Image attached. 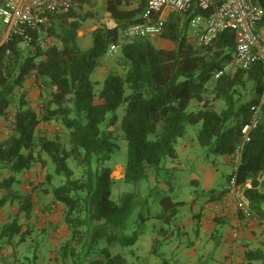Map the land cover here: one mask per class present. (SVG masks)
Listing matches in <instances>:
<instances>
[{"label":"trees","instance_id":"16d2710c","mask_svg":"<svg viewBox=\"0 0 264 264\" xmlns=\"http://www.w3.org/2000/svg\"><path fill=\"white\" fill-rule=\"evenodd\" d=\"M73 1L70 12L55 18L49 34L52 44L47 48L28 49L26 53L17 38L0 47V117H5L16 104V91L26 89L32 75L44 83L47 93L39 114L25 96L20 98L15 123L8 138L0 142V176L5 171L11 173L0 181V209L15 201L12 187L18 182V173L41 164L47 180H51L44 153L54 164L55 173L65 181L52 191L54 201L65 207V223L71 233L61 253L64 262L130 264L116 245L134 246L146 228V220L137 211L138 194L124 193L118 201L113 198L116 180L107 163L121 152L118 141L124 143L126 150L124 183L137 184L147 180L150 171L159 174L165 160L177 159L178 140L186 135L189 126L200 125L197 139L208 154L233 157L241 150L237 183L248 185L244 194L250 209L264 223V110L250 142L243 145L242 137L251 108L259 101L261 64H254L249 70L234 66L228 70L235 55L232 32L221 34L206 49L190 43V21L200 14L194 9L167 15L164 32L156 40L163 48L147 38L121 46L117 59L124 72H110L97 89L100 83L92 81V75L102 65L108 48L119 43L121 32L143 21L149 0H103L104 11L116 26L94 30L93 46L87 51L81 50L78 33L84 23L96 18L93 10L98 0ZM255 2L264 14V0ZM260 30L264 39V17ZM247 84H251L253 95L243 101L241 89ZM193 100L200 108L188 112ZM218 101L224 104L220 111L214 105ZM42 123L59 124L67 132L69 147L61 141L38 138ZM70 160L82 170L79 179H74ZM226 192L205 194L210 202L220 200ZM19 201V213L29 219L34 207L32 196H20ZM159 204L161 210L155 219L164 227H176L183 203L165 194ZM132 224L136 228L127 234ZM163 230L167 238L168 231ZM25 235L18 218L3 226L0 255L5 243H12L17 237L24 242ZM72 243L80 250L74 249ZM159 246L160 242H154L156 254ZM95 256L103 260L87 261ZM68 257L73 259L69 262ZM246 257L248 261L261 260L258 252ZM162 264L169 263L163 259Z\"/></svg>","mask_w":264,"mask_h":264},{"label":"rangeland","instance_id":"374dc122","mask_svg":"<svg viewBox=\"0 0 264 264\" xmlns=\"http://www.w3.org/2000/svg\"><path fill=\"white\" fill-rule=\"evenodd\" d=\"M104 1L98 0L97 7L93 10L94 14H96V18L94 20H89L83 25V29L81 30V39H78V44L82 51H87L93 46L92 33L98 27L108 26L109 18L105 17L104 11ZM89 7H86V10H89ZM192 30H193V21H190L189 31H188V39L189 42L193 43L192 39ZM158 40V39H156ZM156 40L154 41L156 43ZM164 46V45H163ZM168 46V45H166ZM165 46V47H166ZM21 49L26 53L28 49L21 45ZM105 59V58H104ZM103 59V60H104ZM110 64L119 65L118 59L111 57ZM102 60V61H103ZM109 62L110 60L107 59ZM101 65L96 69L94 74L92 75V81H96V79L100 80V71L102 70ZM233 66H230L228 70L232 69ZM117 71H120L117 70ZM97 85V89L101 88V82ZM34 87L26 88L24 90L16 91V104L20 101L22 96L30 102L32 108L39 114L40 104L44 100L46 96V90H39L37 85L34 84ZM251 84H247L246 88L241 89V99L243 101H248L251 99L253 95V91L251 90ZM14 105L7 111V115L5 117H0V129L5 132L7 136L10 134V129H7L6 123L8 121V117L15 112L18 105ZM215 108L220 111L223 109L224 104L222 101H218L214 103ZM200 108L197 101L193 100L189 106L188 112L197 111ZM121 114V110L118 111ZM7 129V130H6ZM200 129V125L198 126H189L186 132V135L183 138L178 140V144L176 145V149L178 152V156H180V161L173 162L172 159H167L163 162V164H167L168 171L161 173L162 179H164L165 183L168 185L171 184L173 187L172 191L169 189H165L163 185L158 188L154 192L152 188V178L155 176L154 171H150L148 175V179L145 181H141L137 184H126L124 183V171H125V154L126 150L123 149V142L118 141L121 144L122 149L120 153H116L112 160L107 163L110 166L114 173V177L116 180V184L114 186V200L118 201L124 193H136L139 196V204L138 213L142 214V218L146 220L143 233L145 240L148 241L146 247L143 250V256L140 259L132 260L129 253L132 251L131 248H122L120 245H116L117 251H124L127 255V259L130 264H161L162 260L166 258L169 262L172 261L170 257L165 255L168 251L167 246L165 244H161L159 248H157L158 254L153 252L152 242L155 234H161L159 232L162 227L161 223H157V219L155 216L161 210V206L159 204V200L161 196L165 194H170L175 201L184 202L179 207L178 219L181 223H190V217L188 216L190 212V208L193 207V200L196 198V193L194 191V187L191 185L192 173H199V168L195 169V163L197 162L200 167L207 168L208 164H211L210 160L215 159L216 156H212L207 153L205 149H203L198 142L197 133ZM46 137L48 139H53L57 141H61L66 147H69V137L67 132L56 123H42L40 125L37 137ZM121 137V135L119 134ZM185 141L191 142V146L188 149L182 150V146L185 144ZM43 159L47 161L49 174H51V180L48 181L46 178V174L43 172L41 164H36L31 170L24 171L17 174L18 182H16L12 187V192L16 198L13 203L7 204L4 208L0 209V232L3 226L8 225L13 222L15 218L19 219V223L23 226V230L25 232L26 240L24 242L20 241V238H15L12 243H5L2 249V253L0 255V264H66L64 262L61 253L63 252V248L68 243L71 238V233L68 226L65 223V207L62 204L56 203L54 201V197L52 195V191L61 186L65 181L64 178L57 175L55 173V166L49 157L46 154H42ZM190 157L196 158V162L193 161ZM178 163V164H177ZM176 165V168H174ZM70 168L74 171V179H79L82 174V170L77 164L73 161H69ZM197 167V166H196ZM217 170L215 171L217 182L214 186L218 191L221 190V185L226 181L227 176V168L225 165H218ZM11 175L10 172H4L2 176H0V181L5 178H8ZM264 183V175L261 178ZM150 181V182H149ZM151 183V186H150ZM170 183V184H169ZM164 188V189H163ZM170 188V187H168ZM200 192V191H199ZM30 195L33 198L34 207L31 214V217L27 219L25 214L19 213V209L21 207V203L19 201L20 196ZM3 196V193H0V197ZM62 206V213L58 216V206ZM57 214V215H56ZM62 218L64 221L63 231L59 223H61L59 218ZM57 220H59V223ZM136 220V215L134 217L133 223ZM65 228V229H64ZM136 225L132 224L128 227L127 234H131ZM155 228L158 230L155 232ZM65 230V232H64ZM66 231L69 235L67 239ZM147 231V232H146ZM157 235V237H158ZM164 237H161L160 240L163 241ZM164 242V241H163ZM70 246V245H69ZM74 249L76 248L78 251L80 250V246L78 247L74 243L71 244ZM70 246V247H71ZM90 250L91 247H86ZM123 253V254H124ZM167 256V257H166ZM69 259V260H68ZM67 261L70 262L72 258L68 257ZM103 260L101 257L95 256L87 259L88 262L90 260ZM262 261L255 262V264H262Z\"/></svg>","mask_w":264,"mask_h":264},{"label":"built area","instance_id":"2783aa9c","mask_svg":"<svg viewBox=\"0 0 264 264\" xmlns=\"http://www.w3.org/2000/svg\"><path fill=\"white\" fill-rule=\"evenodd\" d=\"M74 7L73 0H0V20L6 35L0 47L17 38L21 45L32 50L45 49L52 44L49 37L55 18ZM196 9L200 14L193 21L192 39L197 48L212 46L225 32L235 38V55L232 66L249 70L254 64L262 67V89L259 101L251 108L250 121L242 129L243 145L250 142L251 132L259 126L264 110V39L260 25L264 14L255 0H149L143 21L131 25L120 34L119 43L108 48L107 56L117 58L121 46L134 40L147 38L155 41L164 32L166 16L171 13H188ZM41 91L44 83L32 75L29 78ZM15 123L13 112L6 123L11 129ZM6 129V130H7ZM241 163V150L233 156V173L227 193L246 220H258L245 197L247 186L238 185L237 170ZM261 222V221H260ZM238 240V233H234Z\"/></svg>","mask_w":264,"mask_h":264},{"label":"crops","instance_id":"0c3cea01","mask_svg":"<svg viewBox=\"0 0 264 264\" xmlns=\"http://www.w3.org/2000/svg\"><path fill=\"white\" fill-rule=\"evenodd\" d=\"M104 15L106 18L110 19L108 27H115L116 24L110 15L106 12ZM80 32L81 30L78 33V39H81L82 37ZM5 35L6 28L0 20V44ZM156 46L163 48V44L161 42L156 43ZM110 58L111 57L106 55L105 59L102 61V70L99 72L100 80L95 78L96 82L102 83L110 72L117 71L119 69L120 71L118 72H120V74L124 72L123 67L114 63L110 64ZM107 59L110 61L107 62ZM32 87H34L33 82L28 79L26 82V88L31 89ZM7 138L8 136L5 132L0 129V142L5 141ZM190 146L191 142L185 141V144L182 146V150L184 151ZM190 158L196 162V158ZM210 160L212 163L208 164L207 168L200 167V165L196 162L195 169L199 168V173L191 174V185L195 188V193L197 191L200 192L199 195L196 194V198L193 200V207L190 208L191 214L189 213L188 215L191 218L190 223L179 222L177 215V226H162L159 230L161 234H157L158 237L155 234L153 237L154 239L151 240L152 247L154 246V242L165 244L168 249L165 255L172 259V261L169 262L165 258L169 264H255V262L258 261H262V264H264V223L258 220H246L240 214L235 206L233 198L228 195L227 192L220 200L210 202L208 196L205 194L210 191H215V194L227 191L228 183L233 173V157L218 156L215 157V159L211 158ZM177 161H180V156L173 160V162ZM220 164L226 166L228 173L226 181L223 185H221V190L218 191L214 188L217 182L215 171L217 170V166ZM174 168H176V165ZM166 171H168L167 164H164L159 174L155 172L156 174L152 178L151 182L152 186L150 183V188H152L154 192L162 185L166 190H173L171 184L169 183L170 185H168L165 183L164 179H162L161 173ZM175 202L182 203L178 201ZM58 209L59 211L57 213V217H59L60 213H62V206L59 205ZM59 219L61 223H59V220H57L58 222L56 223H59L63 231V225L65 223L62 221L61 217ZM156 222L159 223V221ZM163 228H165V231H168L166 236L167 238L164 237L165 232ZM145 229L148 230L147 227ZM157 231L158 230L155 228L156 233ZM67 232L68 231H66V236L69 235ZM144 232L145 230L143 233ZM235 232L238 233V240L234 238ZM161 237H164V242L160 240ZM68 238L69 236H67V239ZM147 243L148 241L145 240L144 235L142 234L137 243L130 247L132 251H130L129 255L132 260L135 258L140 259L143 256V250ZM255 252L260 253L261 260L248 261L246 255L248 253Z\"/></svg>","mask_w":264,"mask_h":264}]
</instances>
